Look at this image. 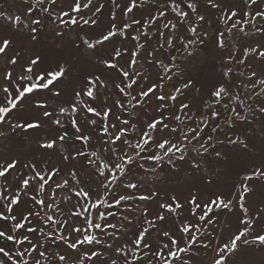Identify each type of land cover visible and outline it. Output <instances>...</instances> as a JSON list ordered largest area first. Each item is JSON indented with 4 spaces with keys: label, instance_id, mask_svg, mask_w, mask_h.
<instances>
[{
    "label": "snow or ice",
    "instance_id": "1",
    "mask_svg": "<svg viewBox=\"0 0 264 264\" xmlns=\"http://www.w3.org/2000/svg\"><path fill=\"white\" fill-rule=\"evenodd\" d=\"M145 2L128 0L121 5L118 0H110L122 14L119 22L116 11H112L106 30L96 35L75 33L70 41L72 47L92 53L98 71L86 72L79 81L80 86L72 87L71 99L51 111L43 97L56 99L63 95V88L58 85L68 79L72 65L68 61H58L54 67L45 68L43 56L34 47L30 50L29 45L38 44L41 33L49 25L53 26L55 37L60 41L74 29L83 31L82 25L90 29L97 27L95 17L105 5H96L94 0H71L66 6L62 0H22L26 7L21 12L8 14L0 10V19L13 33V36L0 35V58L5 63L0 71V92L3 93L0 96V125L30 100L36 109L42 110L44 119H51V124L61 130L55 137L41 142L39 147L58 152L62 161L68 164L82 159L93 170L103 189L93 199L74 165L68 169L65 178L57 180L63 171L60 167H40L31 160L21 166L19 158L0 161V180L3 181L0 185V222L4 224L0 228V264H53L54 261L66 264L69 259L66 254L46 247L50 244L59 249L61 243L77 254V264H97V261L99 264H175L201 240L205 227L218 222V218H213L218 212L234 213L236 209L241 213L239 227L227 242L214 249L210 264H229L241 245L264 247V228L257 231L264 217V207L250 213L248 206V197L255 191L252 182L264 184V147L258 153L254 152L255 145L250 146L247 136L229 135L235 133L238 122L251 124L264 117V0H242L243 8L226 0H205V8L214 11L218 25H223L216 28L215 34L202 30L207 16L200 11L199 0H163L164 6L157 8L154 14L137 19L135 12ZM85 10H91V16L85 17ZM169 13L174 14L173 19H169ZM161 20L162 24L159 23ZM181 26L185 27L183 34L179 33ZM250 35L259 39L243 43ZM15 36L22 38L17 40ZM237 36L239 40L235 39ZM153 37L157 38V46L149 49ZM128 39L133 42L131 48L124 46ZM117 40L120 46H116ZM209 42L221 54L220 79L207 98L201 97L200 105L194 108L187 100V93L194 89L195 81L185 76L173 52L191 58L197 49L206 48ZM106 45L112 47L106 49ZM165 52L166 57L163 56ZM141 57L146 67L138 70ZM16 66L21 69L18 74L14 72ZM151 68L159 69L155 81L151 80ZM174 79L179 83H172ZM141 81L147 86H142ZM170 83L171 90H168ZM110 85L121 97L113 99L111 105L108 104L109 97L102 94ZM195 91L199 93L200 89ZM153 100L157 115L142 127L121 116H117L116 121L123 127L110 122L113 107L132 117L135 112L131 110ZM81 113L86 117L83 125L78 121ZM62 117L70 123L71 133ZM41 127L37 119L10 124L12 131L29 132ZM85 127L97 131L101 151L95 150L91 144L93 137L90 132H85ZM138 127L139 138L132 143L125 137L129 128L135 132ZM164 131L171 136L158 140L154 134ZM4 135L0 131V137ZM73 141L82 145L74 152L66 147ZM225 142L246 154L252 153L259 163L254 162L250 171L238 174L228 195L213 192L202 197L198 190L190 189L186 203L188 214L195 222L182 221L178 225L179 238L168 230L160 231L158 234L168 242L161 241L154 246L148 239L151 231L163 224L168 216H180L185 204L176 195L161 202L157 200L158 191L138 194L142 185L129 175L130 166L138 159L157 164L166 158L169 164L174 159L185 161L193 152L226 163L229 156L217 148L218 143ZM125 147L131 152L125 151ZM152 148L159 151L141 157V153ZM189 163L193 174H199L204 184H216L217 174L209 172L200 160L193 157ZM14 172L17 175L13 184L9 178ZM117 187H122L123 191L116 192ZM61 192L63 196H60ZM73 197L77 199L68 217L56 218L61 212L60 203L71 204ZM154 200L158 207L155 216L148 207L139 210V216H136L137 208L129 203ZM28 202L31 207L16 214V209ZM109 217L118 222L113 223ZM76 219L82 223H74ZM34 220L39 221L40 226L35 225ZM135 222L139 223L137 231L114 249L112 244L99 238L108 236L119 240L115 233L126 234ZM109 229L113 231L109 232ZM201 246L207 249L209 244L202 243ZM109 250L113 251V256L105 255Z\"/></svg>",
    "mask_w": 264,
    "mask_h": 264
},
{
    "label": "rangeland",
    "instance_id": "2",
    "mask_svg": "<svg viewBox=\"0 0 264 264\" xmlns=\"http://www.w3.org/2000/svg\"><path fill=\"white\" fill-rule=\"evenodd\" d=\"M64 5L66 6L68 3H71V0H62ZM121 5H124L128 2V0H118ZM139 2V0H138ZM229 4H234L240 8H243L242 0H226ZM96 5L103 3L105 5L104 9L100 14H97L95 17L98 20V26L89 28L87 25H82L83 31L79 28L74 29L67 33L63 41L58 40L55 37L53 32V26L49 25L44 32L41 33L39 43L35 46L29 45V49L31 50L33 47L36 52L40 53L44 58L43 67L49 68L54 67L55 64L63 61H68L72 65V72L70 73L68 79L64 84L58 85V87L63 88V95L59 98L52 99L48 96H44L50 107L49 110H53L57 108L58 104H62L65 101H69L72 97V87H79V81L82 79L86 72H96L98 71L94 61L95 56L92 53H85L81 50H77L72 47L71 39L75 37L76 32H80L81 35L88 33L90 35H96L101 30H106L110 24V13L112 11H116L118 22L122 19V14L120 10L115 9V7L110 3V0H94ZM200 3V11L205 13L207 16V22L203 24L202 30H208L210 33L215 34L216 28L223 27V25H218L216 20V13L212 10H208L205 8V0H199ZM0 5L3 7L0 10L8 13L15 14L17 12L23 11L26 7L25 4L22 3V0H0ZM163 0H146L142 6L136 10L135 15L137 19L147 18L149 13H155L157 8L163 7ZM91 10H85V17L91 16ZM174 14L169 13V19H173ZM194 19V17H193ZM159 23H163L161 20ZM188 22H185V25ZM250 31V29H248ZM131 33L132 30H129ZM185 32V27L181 26L179 29V33L183 34ZM134 34V33H132ZM0 35L13 36L11 31L7 30V24L4 20L0 19ZM15 39L19 40L21 36H15ZM239 40V36L235 38ZM259 37L249 36L244 38L243 43H251L254 42ZM156 37H153L151 40V44L149 45V49L157 46ZM133 42L128 39L124 41V46L127 48L132 47ZM60 45V47H57ZM116 46H120V41H116ZM179 47V45H177ZM112 45H106V49H110ZM174 55H177V63L181 65V68L184 69L185 76L190 77L195 81L194 89L190 90L187 93V100L191 104H193L194 108L198 107L201 103V97L207 98L209 91L212 89L213 85L217 83L220 79V53L214 49V46L211 42L208 43V46L203 49H197L194 53V56L189 58L185 55H181L179 53L173 52ZM157 55H160L159 53ZM164 57L167 56L165 52L163 54ZM163 58V57H162ZM127 56H125V60ZM123 63V61H122ZM5 67L4 60L0 58V71H2ZM146 67L143 57L140 58V69ZM152 73L151 80H156V73L159 71L158 68L149 69ZM21 69L16 66L14 68V72L18 74ZM113 79H116L113 76ZM243 79V78H240ZM172 83H179L178 80L174 79ZM239 83V80L236 81ZM142 86L146 87L147 84L141 81ZM171 83L169 84L168 90H171ZM196 88H199L200 91L197 93L195 91ZM103 95H107L109 97L108 104H112V100L115 98H121L117 90L109 86V90L102 93ZM3 93L0 92V96ZM184 99V97H181ZM135 112V115L129 117L127 113L121 112L117 108L113 107V115L110 116L111 123H117L116 117L121 116L122 118L131 119L133 123H136L138 126L142 127L144 123L150 121L152 117L156 116L157 113L155 111V101H151L147 104L141 105L137 107L135 110H131ZM42 110L36 109L30 100L25 101L24 105L21 107L20 111L17 113H13L6 121L4 125H0V131H3L5 135L0 137V161L5 159L19 158L21 161V166L23 163L28 162L29 160L34 161L40 167H60L63 171L56 177L57 180H61L65 178L66 173L69 168L73 165L80 171V176L83 181V186L91 193L93 199L96 198L97 195L103 192V189L100 188V180L97 179L93 170L90 169L89 166L84 164L82 159H78L72 164H68L62 161L61 156L58 152L53 150H44L39 147V144L46 139L55 137L58 132L61 130L56 128L51 124V119H44L41 115ZM89 116L91 114H88ZM183 118V117H182ZM252 119L251 115L249 117ZM33 119H37L42 124V127L36 130H32L29 132H23L21 130L12 131L10 128V124L14 122H24L30 121ZM64 123L67 125L69 132H72L70 123L67 118L62 117ZM84 119L86 117L83 113L78 116V121L83 125ZM169 123L176 124L177 122L169 121ZM189 122H186V124ZM118 127H123L117 123ZM194 126V125H193ZM85 132H90L93 139L91 144L94 146L96 151H101V140L99 135L95 129L85 127ZM240 134L241 138H245L250 142V146L255 145L254 152L259 151L261 147H264V117L257 118L253 120L251 124H241L238 122L237 127L235 129V133H229V135ZM140 135L139 127L137 131L133 132L131 128H129L128 133L126 135V139L132 141V143H136ZM156 138L159 140L161 137H169L170 133L167 131L158 132L154 134ZM175 141V137H172ZM220 139L223 140L224 137L221 135ZM74 144V147H73ZM69 151H76L82 147L80 142H71L66 146ZM217 148L222 152L226 153L229 156V160L224 162H218L211 156L200 157L197 153H190L187 157V160L180 161L178 159H174L171 164L167 162V158L164 162L160 164L155 163L154 161L147 159H138L134 162L131 167V171L129 175L133 178L134 182H138L142 185L138 194H148L151 191H158L160 196L157 200L163 202L168 199L171 195H176L179 200L185 204L182 213L178 217L168 216L166 221L163 224H158L157 229H153L151 231V235L148 237L149 241L153 243L154 246H157L161 241L168 242L167 238L160 236L158 233L162 230L170 231L177 238L180 237V233L178 231V225L184 220H192L195 222V218L191 217L188 214V205L186 203L189 198L190 189L195 191L198 190L202 197H207L213 192H222L225 195H228L233 187V183L238 180V174H242L245 170H251L252 164L259 163V159H255L252 153H244L243 151L238 150L237 148L228 145L226 142L224 144H217ZM125 151L131 152L130 149L125 147ZM158 149L152 148L151 151H145L141 153V157H146L148 155L155 154ZM107 156V153L104 154ZM179 155V154H177ZM193 157L200 160L203 163V166L209 170V172H214L217 174V182L212 186H208L204 184L199 179V174H193L190 161ZM141 165H143L141 167ZM18 169L17 171H20ZM27 171V170H23ZM17 173H13V176L10 177V181L15 183L14 177ZM3 184V181L0 180V185ZM255 191L252 195L248 197V206L250 207V213L255 212L259 207H264V184L259 182H252L251 185ZM116 192H122V187L115 188ZM64 193L61 192L60 196H63ZM76 197H73L71 204L68 203H60L61 212L56 214V218L63 219L68 217L70 211H72V205L76 203ZM59 202V200H58ZM81 202L82 199H81ZM134 207L137 208L135 213L136 216H139V210H142L144 207H148L153 216L158 211L157 201L154 200L150 203L134 201L129 202ZM31 207V203L22 204L20 208L16 209V214L26 211ZM104 211V209H101ZM241 213L239 209H236L234 213L227 212H218L217 216L213 217L214 220L218 218V222L212 225H208L205 227L203 235L201 236V240L197 242L195 246L188 252L181 255V259L176 261L175 264H184V261H188V264H210L211 259L215 255L214 249L217 248L218 244L227 242L231 235L237 230L239 227V218ZM113 223H117L118 219H113L109 217ZM76 224H81L82 220L76 219L73 221ZM33 223L37 226H40L39 221L34 220ZM4 227L3 222H0V228ZM139 227V223L135 222L134 226H129L130 231L126 234L116 232L115 235L119 237V240L109 239L108 236H100L99 238L104 240L106 243H110L113 245V249L115 247L120 246V244L126 242L133 232L137 231ZM261 228H264V217H262L259 225L257 226V231H260ZM109 232L113 230L109 229ZM206 237V239H204ZM35 240V237H33ZM75 239V236H73ZM202 243L209 244L207 249L201 246ZM183 246V245H182ZM46 247L50 249V251H61L66 254L69 259L66 264H77L78 256L76 253L68 250L65 245L60 244L59 249L51 246L50 244H46ZM88 247V246H84ZM99 247V246H98ZM99 250L103 251V248H99ZM106 256H113L114 253L112 250H109L105 253ZM53 264H57V262H53ZM99 264V261H97ZM229 264H264V247L260 245H249L243 246L241 245L240 250L231 257Z\"/></svg>",
    "mask_w": 264,
    "mask_h": 264
}]
</instances>
